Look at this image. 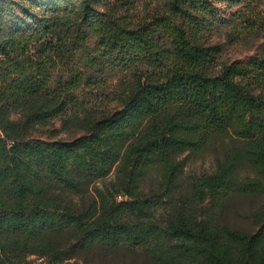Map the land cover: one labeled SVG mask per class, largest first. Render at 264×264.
Instances as JSON below:
<instances>
[{
	"label": "trees",
	"instance_id": "obj_1",
	"mask_svg": "<svg viewBox=\"0 0 264 264\" xmlns=\"http://www.w3.org/2000/svg\"><path fill=\"white\" fill-rule=\"evenodd\" d=\"M138 1L0 0V264H264V207L253 231L218 222L264 198V49L225 62L214 40L263 0Z\"/></svg>",
	"mask_w": 264,
	"mask_h": 264
},
{
	"label": "rangeland",
	"instance_id": "obj_2",
	"mask_svg": "<svg viewBox=\"0 0 264 264\" xmlns=\"http://www.w3.org/2000/svg\"><path fill=\"white\" fill-rule=\"evenodd\" d=\"M158 6V2L153 0H139L137 9L134 12V18H147L155 14ZM251 9H246V16L235 22L236 27L243 31L240 37L229 36L227 34V30L230 31L229 28H224L221 30V34L214 38L223 47L221 60L225 62H232L236 59L246 61L252 56L261 53L264 49V0L256 3ZM60 127L61 124L57 123L56 128L60 129ZM76 133V129L66 130L60 136L66 138ZM217 152L216 150L206 151V153L201 155L186 154L189 156V162L185 168L186 180L191 181L195 177H203L213 173L215 171V160L219 154ZM112 178L113 176L108 181ZM261 207H264V198L240 197L233 206L219 213L218 222L236 230L253 231L255 227L253 213ZM69 264H153V262L147 252L100 249L82 254Z\"/></svg>",
	"mask_w": 264,
	"mask_h": 264
}]
</instances>
